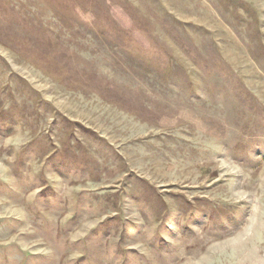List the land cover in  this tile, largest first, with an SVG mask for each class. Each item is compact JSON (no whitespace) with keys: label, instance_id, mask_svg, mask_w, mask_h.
Segmentation results:
<instances>
[{"label":"rangeland","instance_id":"rangeland-1","mask_svg":"<svg viewBox=\"0 0 264 264\" xmlns=\"http://www.w3.org/2000/svg\"><path fill=\"white\" fill-rule=\"evenodd\" d=\"M0 264H264V0H0Z\"/></svg>","mask_w":264,"mask_h":264}]
</instances>
